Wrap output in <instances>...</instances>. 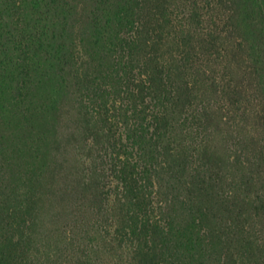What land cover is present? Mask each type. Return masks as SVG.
Returning a JSON list of instances; mask_svg holds the SVG:
<instances>
[{"label": "trees", "instance_id": "16d2710c", "mask_svg": "<svg viewBox=\"0 0 264 264\" xmlns=\"http://www.w3.org/2000/svg\"><path fill=\"white\" fill-rule=\"evenodd\" d=\"M179 2L182 8L173 13L169 0H0V108L17 130L15 157L32 162L26 181L35 192L45 188L48 172L67 181L76 176L72 189H82L74 221L90 242L99 236L127 250L126 264H264L262 230L254 228L249 240L253 253L240 255L247 261L232 253L246 223L242 212L232 224L219 223V213H235L236 206L227 197L233 193L226 192L229 184L223 186L226 177L205 175L212 163L208 148L202 149L204 158L193 160L185 143L176 141L178 134L191 140L194 152L207 145L212 108L196 107L190 99L194 87L180 80L197 63V48L222 57L223 34L235 52L248 50L250 74L264 100V0ZM218 8L224 26L216 32L206 23L217 26ZM172 37L176 67L159 55ZM65 100H72L88 152L84 168L70 173L63 172L66 162H53L49 146L71 103ZM25 133L34 139L29 156ZM208 190L217 198L214 208L203 201ZM43 197L31 194L26 202ZM30 210L35 208L25 212ZM29 248L6 233L0 264L27 263ZM83 256L80 263L91 261Z\"/></svg>", "mask_w": 264, "mask_h": 264}, {"label": "rangeland", "instance_id": "374dc122", "mask_svg": "<svg viewBox=\"0 0 264 264\" xmlns=\"http://www.w3.org/2000/svg\"><path fill=\"white\" fill-rule=\"evenodd\" d=\"M179 3V0H169L173 13L177 8L178 10L179 7L182 8ZM216 14L217 26L211 22H207L206 26L218 32L222 31L224 26L221 23L223 15L220 8ZM78 24L77 31L80 33L83 29L82 18L78 20ZM167 31L168 29L166 33ZM78 32L75 34L77 40L80 38ZM217 36L221 37L222 34ZM224 36L225 34L218 40L222 57L219 60L213 59L217 54L215 50L211 51L214 54L212 58L207 54V50L197 48L198 56L194 59L197 63L192 61V66L187 67L184 79L180 80V82L186 80L190 87H194L190 99L196 107L199 105L200 108L205 104L212 108L207 145L201 147L197 145L194 152L191 140L185 141L178 134L176 141L178 146L185 143L187 156L191 155L190 158L193 160L204 158L205 153H202V149L207 147L208 159L210 157L212 163L205 175L208 178L212 173H219L226 177L223 186L225 188L229 184L226 192L230 190L233 193L231 195L229 192L227 197L232 196L229 203L231 207L236 206V211L232 214L225 211L219 213V223L223 226L232 224L237 220L235 214L242 212L246 233L240 241L243 240L244 245L240 247L239 241L232 249V253L240 257L243 253L248 255L254 251V247L252 249L254 245L249 244L250 241H254V228L264 232V100L258 93L257 80L255 81L250 74L248 50L235 52V48L229 42L230 39H224ZM177 50L178 47L172 37L165 40L159 48V55L166 64L176 67L172 55L177 54ZM68 102L71 103L62 113L64 115L60 118L49 145L56 157L53 162L55 160L58 163L66 162L63 165V172L82 170L88 153L83 148V133L80 128L77 130L72 100H65V103ZM7 117L8 114L0 108V237L9 233L16 239H22L23 242L30 244L25 264H83L80 263L82 259L84 261L83 253L90 255V260H95L98 264H126L127 250L112 248L101 242L100 238L98 240L99 236L90 242L82 235L81 230L85 227L74 221L72 212L79 204L77 199L81 197L77 196V192L82 189L78 187L75 191L72 189L78 180L76 176L72 175L67 181L62 180L63 177L60 179L56 173L48 172L46 179L42 181L45 188L39 187L35 192L34 188L31 189L32 187L27 185L26 175L29 173V167H32V162L28 157L23 162V169L19 168L23 163L21 164L15 157L18 146L17 130ZM25 134L26 145L23 148L29 156V147L34 139L30 134ZM192 153H195L194 157ZM195 167L198 166L195 164ZM60 168L62 170L61 166ZM202 176L204 174H201ZM185 179L189 181L186 177ZM31 194L44 197L37 201L33 199L37 204H32L26 202ZM199 196L201 197V194ZM203 198L206 205L210 208L215 207L217 198L209 190ZM254 202L257 203L254 205ZM256 207H259V210ZM26 208L35 210H32L34 212L30 210L29 214L25 212ZM83 245H87L88 249L84 250ZM239 257H236L239 262L240 258L248 260ZM91 261L87 264H91Z\"/></svg>", "mask_w": 264, "mask_h": 264}]
</instances>
